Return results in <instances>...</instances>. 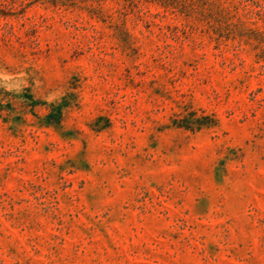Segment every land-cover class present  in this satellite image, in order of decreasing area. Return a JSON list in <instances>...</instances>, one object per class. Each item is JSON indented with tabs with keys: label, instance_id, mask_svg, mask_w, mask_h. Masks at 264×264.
<instances>
[{
	"label": "rangeland",
	"instance_id": "rangeland-1",
	"mask_svg": "<svg viewBox=\"0 0 264 264\" xmlns=\"http://www.w3.org/2000/svg\"><path fill=\"white\" fill-rule=\"evenodd\" d=\"M0 264H264V0H0Z\"/></svg>",
	"mask_w": 264,
	"mask_h": 264
}]
</instances>
